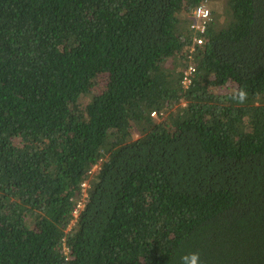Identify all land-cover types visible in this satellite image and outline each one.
I'll return each mask as SVG.
<instances>
[{
    "label": "trees",
    "instance_id": "1",
    "mask_svg": "<svg viewBox=\"0 0 264 264\" xmlns=\"http://www.w3.org/2000/svg\"><path fill=\"white\" fill-rule=\"evenodd\" d=\"M188 253L264 264V0H0V264Z\"/></svg>",
    "mask_w": 264,
    "mask_h": 264
},
{
    "label": "clouds",
    "instance_id": "2",
    "mask_svg": "<svg viewBox=\"0 0 264 264\" xmlns=\"http://www.w3.org/2000/svg\"><path fill=\"white\" fill-rule=\"evenodd\" d=\"M203 7L205 10H207L208 11V13H209V15H208V20H207V22H206V25H205V31H204V33L203 34H196V33H194L192 30H191V38H190V46L193 44V42H192V40H193V38H200L201 40H202V45L204 44V40H205V33L207 32V25H208V22L210 21V19H211V12H210V10L204 5V4H199L198 6H196L195 8H193L190 12H189V15H188V17H189V20H190V26L192 25V23H193V18H192V16H193V12H195L196 10H197V8L198 7ZM201 46V45H200ZM186 47H189V44L186 46ZM197 47H199V46H197L196 45V49H197ZM196 49H195V51H196ZM195 51H194V53H195ZM193 53V54H194ZM193 54H191V59L189 60V59H187V57H186V59L189 61V64H192L193 66H194V68H195V63L192 61V56H193ZM188 67V66H187ZM184 70L185 69H183V71H182V74H181V78H180V84H181V81H182V76H183V72H184ZM196 72V68H195V71H194V73ZM181 86H182V84H181ZM183 87V86H182ZM184 88V87H183ZM186 89V88H185ZM247 91L246 90H244L243 88H235V89H233V90H231V92H230V95H229V99H231V100H233V101H236V102H238V103H244L245 102V100L247 99ZM153 114V113H152ZM151 114V116L152 117H156V115H155V113H154V115H152ZM95 169V167H93V169L91 170V171H93ZM82 185H85V186H82ZM80 190L78 191V195H81L82 196V199H81V201H80V203H78V205H80V207H78V205L77 206H75L74 208H73V210H72V216H73V218H74V220L72 221V223L80 216V214L83 212V210H84V208H85V204H86V200H87V191H88V189H89V185H88V183H87V181H84V182H82V183H80ZM76 210V212L74 213V211ZM74 214H75V216H74ZM180 264H202V261H201V259H200V254L199 253H188V254H186V255H184V256H182L181 258H180Z\"/></svg>",
    "mask_w": 264,
    "mask_h": 264
},
{
    "label": "built area",
    "instance_id": "3",
    "mask_svg": "<svg viewBox=\"0 0 264 264\" xmlns=\"http://www.w3.org/2000/svg\"><path fill=\"white\" fill-rule=\"evenodd\" d=\"M208 11L205 10L203 7H198L197 10L195 12H193V23L190 26V29L196 33V34H203L205 31V25L206 22L208 20ZM193 44L189 47L185 48V52H186V57L187 59H191V54L194 53L195 49H196V45L200 46L202 45V40L200 38H193L192 40ZM195 68L192 64H189L188 67L184 70L183 72V76H182V81L181 84L184 88H188V86L191 83V76L194 74ZM154 115V113L152 114ZM85 186V185H82ZM78 207H80V205H78ZM76 212V210L74 211V213ZM75 216V214H74Z\"/></svg>",
    "mask_w": 264,
    "mask_h": 264
},
{
    "label": "rangeland",
    "instance_id": "4",
    "mask_svg": "<svg viewBox=\"0 0 264 264\" xmlns=\"http://www.w3.org/2000/svg\"><path fill=\"white\" fill-rule=\"evenodd\" d=\"M100 80H102V84L105 85L106 77H105V76H104V77H99V81H100ZM93 90H94V92H96V93H100V92L102 91V88L99 89V87L97 86V87L94 88ZM231 90H232V85L229 84V85H226V87L221 88L219 91H217V94H220V95H224V96H226V95H229V94H230ZM215 93H216V92H215ZM136 137H137V136H134V138H136ZM73 224H74V222L72 223V226H73Z\"/></svg>",
    "mask_w": 264,
    "mask_h": 264
}]
</instances>
